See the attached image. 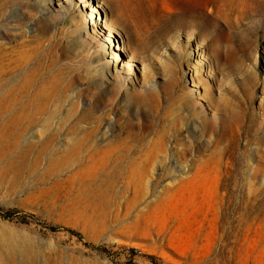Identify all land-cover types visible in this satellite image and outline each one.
<instances>
[{"label": "rangeland", "instance_id": "rangeland-1", "mask_svg": "<svg viewBox=\"0 0 264 264\" xmlns=\"http://www.w3.org/2000/svg\"><path fill=\"white\" fill-rule=\"evenodd\" d=\"M5 10V44L37 39L78 112L105 114L99 142L120 138L152 160L138 187H111L11 146L0 154V264H264V0Z\"/></svg>", "mask_w": 264, "mask_h": 264}, {"label": "bare ground", "instance_id": "bare-ground-1", "mask_svg": "<svg viewBox=\"0 0 264 264\" xmlns=\"http://www.w3.org/2000/svg\"><path fill=\"white\" fill-rule=\"evenodd\" d=\"M116 1L120 6L122 0ZM9 2L0 0V17L4 15ZM4 36L0 32L2 157L11 146H15L19 153H33L35 166L40 154L51 152L58 155L57 160L51 159L52 163L59 167L75 168L78 174H91L92 178H100L101 181L108 179L111 187L121 178L128 181L127 185L131 181L137 187L142 184L143 174L152 160V150L145 153L143 160L142 150L136 144H129L120 138L100 143L97 134L105 114L96 116L78 112L77 102L67 93L71 84L66 79L65 71L48 69L53 61L47 62L46 53H38L37 39H21L16 44L14 39L7 45ZM114 58L116 63V54ZM65 104L68 108L64 111ZM64 133L65 137L60 139ZM156 135L157 142L164 138L161 131Z\"/></svg>", "mask_w": 264, "mask_h": 264}]
</instances>
